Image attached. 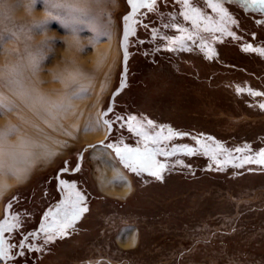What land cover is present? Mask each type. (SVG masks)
Returning <instances> with one entry per match:
<instances>
[{"label": "rangeland", "instance_id": "374dc122", "mask_svg": "<svg viewBox=\"0 0 264 264\" xmlns=\"http://www.w3.org/2000/svg\"><path fill=\"white\" fill-rule=\"evenodd\" d=\"M31 1L0 0V37H4L2 30L7 24L13 33L18 31L17 23L7 22L9 10L14 13L23 7L29 13L41 14L40 21L33 23L39 27L32 36L28 33L37 46V52L28 59L43 64L46 73L65 49L63 38L69 33L63 31L62 23L50 18L42 0ZM212 2H219L236 21L225 25L235 38L224 32H204L202 24L199 34L194 35L195 43L183 41L191 51H180L172 41L186 36L180 28L194 32L191 21L184 20V8L176 0H158V11H145L139 17L148 27L136 25V34L129 39L127 87L115 98L113 110L106 117L113 125L110 135L101 145H95L98 141H81L80 134L65 137L59 153L46 165L31 170L23 182L0 195V216L5 204L20 190L35 189L39 193L48 188L55 194L56 173L65 162L73 171L88 144L102 147L122 139L130 147H142L140 138L128 131L129 116L141 122L151 120L155 127L148 129L150 134L163 129L166 136L169 128L185 134L161 146L169 150L187 145L196 148V154L158 156L166 170L163 179L157 180L147 173L136 176L123 167L112 149H107L131 183L129 196L121 200L98 188L96 164L89 157L92 148L85 150L79 171L71 176L62 174L61 178L76 181L88 211L63 238L55 240L51 254L36 264H264V165L235 166L243 162V157L264 149V109L259 107L264 104V95L249 94V90L264 94V56L244 50L246 45L264 48V12L243 6L239 0ZM95 3L93 17L100 29L99 43H110L114 49L105 86L93 111L100 119L122 77V17L129 6L127 0ZM190 3L213 21L220 20L208 0ZM172 16L175 20L171 22L177 27H165ZM93 28L84 27L78 34L85 44L83 58L91 53L92 45L87 40ZM153 30H158L155 38ZM8 41L12 40L0 39V61L14 59V51L21 46L18 41L6 49ZM209 49L214 53L211 58ZM117 116L125 119L116 120ZM197 139L213 151H218L217 144L226 150L218 151L216 159L220 163L204 154ZM245 146L251 151L235 152ZM126 229L133 231L136 241L125 249L118 240Z\"/></svg>", "mask_w": 264, "mask_h": 264}, {"label": "bare ground", "instance_id": "6f19581e", "mask_svg": "<svg viewBox=\"0 0 264 264\" xmlns=\"http://www.w3.org/2000/svg\"><path fill=\"white\" fill-rule=\"evenodd\" d=\"M42 1L49 14L45 0ZM95 1L76 0L92 17ZM40 17L41 14L29 13L23 7L14 13L9 10L7 22L17 23L18 31L13 33L8 24L2 30V36H13L6 49L13 48L18 41L21 46L14 51V59L0 61V97L4 100V107L0 109V160L3 161L0 195L23 182L31 170L46 165L59 153L65 137L80 134L81 141L95 142L103 140L107 131L101 115L98 119L93 111L114 57L113 46L99 43L94 20L92 35L87 40L92 45L91 53L83 58L84 41L78 37L79 33L73 35L64 27L63 31L69 35L63 38L66 47L55 58L54 67L45 73L43 64L38 61V67L34 69L36 60L28 57L37 52L31 36L37 28L33 23ZM84 27L89 26H80L79 32ZM13 70L17 73L15 77H12ZM13 79L19 84L11 82ZM68 97L72 99L68 101ZM66 101L69 106L65 111L53 108L54 104ZM89 157L96 164L94 178L98 188L117 199L127 198L132 190L131 183L111 153L103 147H94ZM118 241L126 249L134 246L136 240L133 231L126 229Z\"/></svg>", "mask_w": 264, "mask_h": 264}, {"label": "snow or ice", "instance_id": "6c2138e0", "mask_svg": "<svg viewBox=\"0 0 264 264\" xmlns=\"http://www.w3.org/2000/svg\"><path fill=\"white\" fill-rule=\"evenodd\" d=\"M34 2V0H33ZM177 3L181 4L184 8V11L181 12L184 20L191 21L192 28L194 29L193 33H189L187 29L180 28L179 30L182 33H186V36H182L177 40H173V44L179 45L180 51H191L189 47H186L183 41L185 39L192 40L194 43V35H198L201 31V25L203 24L202 30L204 32H224L229 36L235 38L234 33L230 32L226 28V23L231 22L236 23L233 20L228 12L220 5L219 2L213 3L212 0H208V6L212 8L214 12H217L220 16V20L213 21L210 17L205 16L201 10L197 7H193L190 3V0H176ZM243 6H251L252 8L264 12V0H239ZM46 7L49 9V16L51 19L59 21L64 25V27L70 31L71 34L77 35L80 30V26H93L94 17L82 7L76 0H45ZM127 4L131 7V12L122 17L123 21V37L121 46L124 51V62H125V72L122 75L120 81V89L114 95H118L119 91H122L123 88L127 87L126 81V62L128 60V44L129 37L136 34V29L134 25H140L144 28L148 26L143 23L142 20L137 19L138 13L141 9H147L148 12L158 11V0H127ZM143 15V14H141ZM175 17L170 18V23L164 25L165 27H177V25L171 21H174ZM111 23V20H109ZM39 27V26H37ZM96 30H100L97 28ZM158 30H153V37L157 35ZM106 35L110 34L105 33ZM12 34H9L5 37H0V39H12ZM201 48H204L203 38H201ZM143 43V41H140ZM175 50V49H169ZM245 51H254L259 52L264 56V48H253L252 45H246L244 48ZM209 58H211L212 50L209 49ZM38 61L33 62V68L38 67ZM17 75L16 71L13 70L12 77ZM11 82L19 84L18 80L13 79ZM238 91H240L238 89ZM249 94L253 96L264 95L260 92H253L249 90ZM72 97H68L70 101ZM68 102H62L59 104H54L53 108L56 111H65L68 108ZM4 107L3 97H0V109ZM259 107L264 109V104H260ZM11 110V109H9ZM111 107L108 111H111ZM107 115V113H105ZM124 117L117 116L116 120H124ZM128 131L135 134L140 138L138 144H141L142 147H130L127 144H124L121 139L118 143H108L102 147L105 149H112L115 152L116 157L119 159L120 163L124 168L128 169L130 172L134 173L136 176H142L144 173H147L149 176L154 177L157 180H162V173L166 170V165L160 162L157 157L164 156L170 157L175 156L178 152H183L186 155H194L197 152L196 148L189 147L187 145L183 147H172L171 151L166 150L165 147H162L164 141L172 139L174 136L185 135L182 133L173 132L170 128L167 130L168 134L163 135V129L155 134H150L148 129L155 127L151 120L146 122H141L135 116H129L126 118ZM103 124L107 126L109 132L112 128V122L109 120H104ZM123 126V125H122ZM11 134V133H9ZM211 140L212 138H207ZM196 143L200 145V148L204 150L205 155H210L213 161H217L216 157L218 151L223 153L226 150L219 144L216 145V150L213 151L209 149V146L206 142H202L197 139ZM245 151H251L249 146L245 148L235 149L236 153H241ZM229 158H233L231 152L227 153ZM243 162L236 164L237 167H242L243 163H256L259 165H264V149L255 153L253 156H245L242 158ZM228 160H225L224 163H227ZM3 166V161L0 160V167ZM79 171V167L75 169ZM62 172L68 171L65 167L61 169ZM61 189L64 191L65 197L64 200L59 204L55 211L49 210L43 219V222L40 224L38 231L30 232L23 237L19 244H14L9 241L5 236V233H12L14 230H18L21 227V218L19 214H13L11 216L7 215L8 209H11L12 204L9 202L6 207V218L3 221H0V261L6 262V264H13L16 256L23 257L25 251L27 252H42L44 248L40 245L31 243L30 240H40L41 234L42 244L48 245L54 243L57 238H63L67 234V229L73 228L75 222L81 217V215L88 211L86 207V198L82 194L74 183H69L65 180H59ZM15 199V198H14ZM18 249V251H13Z\"/></svg>", "mask_w": 264, "mask_h": 264}, {"label": "flooded vegetation", "instance_id": "af4514ba", "mask_svg": "<svg viewBox=\"0 0 264 264\" xmlns=\"http://www.w3.org/2000/svg\"><path fill=\"white\" fill-rule=\"evenodd\" d=\"M144 10L147 11V9H143L137 15L138 20H140L139 17L141 16V14H143ZM134 27L136 29V25ZM64 165L67 168V162H65ZM68 171L70 170L68 169ZM74 172H62L61 170H59L58 173H56L55 194L48 188H44L39 193H35V189H24L15 193L11 197V199L5 204L2 215L0 216V221H3L6 218V207L7 204L11 202L12 207L11 209H8L7 215L11 216L13 214H19L21 218V227L18 230H14L12 233H5V236L9 239L11 243L18 245L25 235L30 232L39 230L40 224L43 222L45 214L49 210L55 211L57 206L61 204V202L64 200L65 194L60 187L59 180H65L69 183H74L77 187V183L73 178H61L62 174H67L68 176H71V173ZM38 194H40L39 197ZM42 237L43 234H41L40 240H30L31 243L42 246L44 248L42 252L25 251V255L23 257H15L13 264H36L38 261L46 258L49 254H51L54 243L43 245ZM13 251H18V249H14ZM0 264H6V262L0 261Z\"/></svg>", "mask_w": 264, "mask_h": 264}, {"label": "water", "instance_id": "95a60500", "mask_svg": "<svg viewBox=\"0 0 264 264\" xmlns=\"http://www.w3.org/2000/svg\"><path fill=\"white\" fill-rule=\"evenodd\" d=\"M129 6V5H128ZM143 9H141L140 10V12L142 11ZM131 12V7L129 6V11H128V13L127 14H129ZM126 14V15H127ZM139 14V13H138ZM135 26V25H134ZM123 21H122V35H121V40H120V47H121V52H122V65H121V67H122V75L124 74V72H125V62H124V51H123V48H122V46H121V42H122V37H123ZM131 37V36H130ZM130 37H129V39H130ZM128 57H129V51H128ZM126 69H127V72H126V81H128V60H127V62H126ZM121 79H122V77H121ZM121 81V80H120ZM120 89V82H119V84H118V86L112 91V93H111V95H110V98H109V101H108V106H107V108L101 113V120L102 121H104V120H107L106 119V117L112 112V110H113V107H114V101H115V98L118 96V95H120L121 94V92L125 89V88H123V90L122 91H119V94L118 95H114V93H117V91ZM111 107V111H108V109ZM105 113H107V115H105ZM112 130H113V125H112V128H111V131L109 132V130H108V128H107V131H106V134H105V137H104V139L103 140H105L109 135H110V133L112 132ZM103 140H101V141H98L97 143L98 144H101L102 143V141ZM93 147H95V145L94 144H88V145H86L85 146V148L80 152V154H79V156H78V158H77V164H76V167H75V169L77 168V167H79L80 166V163H81V160H82V158H83V155H84V152H85V150H87V149H89V148H93ZM177 147V146H176ZM172 149V148H171ZM171 149H169L168 151H171ZM73 170V171H67V172H74V171H76V170Z\"/></svg>", "mask_w": 264, "mask_h": 264}, {"label": "trees", "instance_id": "16d2710c", "mask_svg": "<svg viewBox=\"0 0 264 264\" xmlns=\"http://www.w3.org/2000/svg\"><path fill=\"white\" fill-rule=\"evenodd\" d=\"M144 12H145V10H144ZM144 12H143V13H144ZM101 144H102V143H101ZM101 144H95V145H101Z\"/></svg>", "mask_w": 264, "mask_h": 264}, {"label": "crops", "instance_id": "0c3cea01", "mask_svg": "<svg viewBox=\"0 0 264 264\" xmlns=\"http://www.w3.org/2000/svg\"><path fill=\"white\" fill-rule=\"evenodd\" d=\"M94 148V147H93ZM113 154V153H112Z\"/></svg>", "mask_w": 264, "mask_h": 264}]
</instances>
